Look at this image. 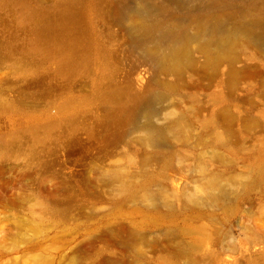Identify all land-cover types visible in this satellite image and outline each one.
<instances>
[{
	"label": "rangeland",
	"instance_id": "obj_1",
	"mask_svg": "<svg viewBox=\"0 0 264 264\" xmlns=\"http://www.w3.org/2000/svg\"><path fill=\"white\" fill-rule=\"evenodd\" d=\"M258 13L0 0V264H264Z\"/></svg>",
	"mask_w": 264,
	"mask_h": 264
},
{
	"label": "bare ground",
	"instance_id": "obj_2",
	"mask_svg": "<svg viewBox=\"0 0 264 264\" xmlns=\"http://www.w3.org/2000/svg\"><path fill=\"white\" fill-rule=\"evenodd\" d=\"M228 18L229 20H232V21H237L238 19H240V17H236L233 14H230ZM239 21L241 22L240 23L241 27H243L242 31L245 34V38L242 41L248 47L255 48L254 42H261L264 44V13L248 14L247 17L244 18V20L240 19ZM208 46H214L216 48L215 52H217V50H221V51L224 50L223 45L218 43V40L216 39H211L207 41L206 43H204L201 50L203 52H207ZM257 51H259L258 56H256L255 53H251L249 55V59L254 61L251 64H249V67L247 69V77L249 81H253L257 76L264 77V53L261 50H257ZM206 59L211 62L213 60L212 53L208 52ZM172 69L175 70L174 67ZM250 90H253L252 85L250 87ZM247 103H248V100H247ZM249 110H252V108H249ZM263 113H264V110H263ZM249 121L251 124H254L256 122L254 117L252 118L250 117ZM258 171L260 175L264 176V161L261 162L258 168Z\"/></svg>",
	"mask_w": 264,
	"mask_h": 264
}]
</instances>
